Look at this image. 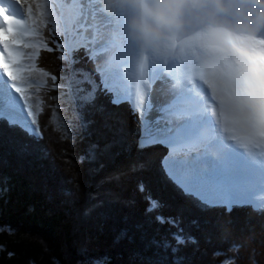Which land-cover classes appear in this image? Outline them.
I'll return each instance as SVG.
<instances>
[{"label":"trees","instance_id":"16d2710c","mask_svg":"<svg viewBox=\"0 0 264 264\" xmlns=\"http://www.w3.org/2000/svg\"><path fill=\"white\" fill-rule=\"evenodd\" d=\"M8 119L17 127L0 131V264H264V211L186 192L157 148L141 150L135 117L119 136L101 126L63 140L47 112L36 134Z\"/></svg>","mask_w":264,"mask_h":264},{"label":"snow or ice","instance_id":"6c2138e0","mask_svg":"<svg viewBox=\"0 0 264 264\" xmlns=\"http://www.w3.org/2000/svg\"><path fill=\"white\" fill-rule=\"evenodd\" d=\"M15 3L25 9V20L0 6V75L34 116V128L47 112L52 131L61 136L74 137L101 126L119 136L126 114L141 123L146 112L154 114L162 120V138L169 143L147 147L160 151L162 165L172 161L189 177L199 179L230 177L238 163L233 145H264V38L222 37L215 46L214 64L195 73L183 72V78H178L175 62L160 63L142 53L123 33L120 21L100 16L95 5L66 0V6L78 8L79 15L66 22L61 33L48 30L40 0ZM86 6L91 8L90 22L83 17ZM30 22L43 24L42 35L29 31ZM82 33L86 44L76 41ZM70 34H74L71 41ZM49 63H55L54 71ZM34 74L46 77V92ZM129 74V97L121 98L105 86L106 78L115 81ZM192 82L202 87L214 105L222 136L205 134L185 111ZM15 127L7 115L0 116V131ZM250 264H256L254 255Z\"/></svg>","mask_w":264,"mask_h":264},{"label":"clouds","instance_id":"9594fccd","mask_svg":"<svg viewBox=\"0 0 264 264\" xmlns=\"http://www.w3.org/2000/svg\"><path fill=\"white\" fill-rule=\"evenodd\" d=\"M102 6L123 16L142 53L187 73L216 62L222 37L264 38V0H102Z\"/></svg>","mask_w":264,"mask_h":264},{"label":"rangeland","instance_id":"374dc122","mask_svg":"<svg viewBox=\"0 0 264 264\" xmlns=\"http://www.w3.org/2000/svg\"><path fill=\"white\" fill-rule=\"evenodd\" d=\"M81 2H85L86 5H95L96 10L102 17H107L111 19H118L121 24V28L123 33L127 35L126 29H125V23L123 16L113 13L108 14L104 11L102 6V0H74V3L79 4ZM42 11L44 13L43 20L45 23H47L49 26H51L52 31H58L63 32V25L66 22H69L72 20L73 17L79 15V9L78 8H72L66 6V0H40ZM4 5V6H3ZM2 7L6 9H14V12L11 9L8 10V14H15L17 18L22 17L24 20L26 19L25 15V9H23L20 5L15 3V0H2L1 5ZM90 13L91 8L86 6L84 8L83 17L85 21L90 22ZM18 14L19 17L16 15ZM20 19V18H19ZM37 20H40L41 17L38 15L36 16ZM23 20V19H21ZM43 24H33L29 23V31L32 33H36L39 35H42L43 32ZM86 31V30H85ZM72 35L70 34L68 37V40H72ZM262 37H264V33L261 34ZM84 35L83 33L76 37L77 43L84 44ZM87 37V36H86ZM130 40V39H129ZM36 42L40 43L39 40ZM132 42V41H131ZM42 46V45H41ZM33 78L37 81V84L39 85L40 89H43L45 87L46 77L42 74H34ZM131 79L132 74H129V77L127 78H121L119 80L115 81H109L107 78L105 79V86L112 89L117 93V95L121 98L129 97L131 94ZM47 90V89H46ZM207 109V107L205 108ZM0 113H3V115H7L11 120L17 122L18 124L22 125L23 127L27 128L31 133H37L36 127H33V119L34 116H30V114L25 110L24 104L21 102L19 95L15 93L10 87L9 82L7 81L6 77L3 75H0ZM150 114L146 112L145 119L143 120V125L145 126V129H143V126H141L140 131V139L142 137V143L141 145L147 147L148 145H158L155 144L157 142H162L165 144L169 143V140L162 139L159 141H153V142H146L145 138L148 125V119ZM47 119H48V113H47ZM207 120L206 123H209L212 125L213 117L211 113H209V117H205ZM202 120V119H200ZM212 121V122H211ZM50 128V133L52 131L51 125L48 123ZM127 129L131 132L134 131V127H129V125L126 126ZM57 128H61L60 124H57ZM125 128V127H124ZM143 129V130H142ZM150 130V129H149ZM53 132V131H52ZM151 133L150 131L148 132ZM56 136H59L63 139H69L74 138L73 136L64 137L61 136L59 133L53 132ZM128 134V132H127ZM127 140L123 144H127L128 140L130 141V137L127 136ZM139 139V140H140ZM237 149L234 148V150H238L239 152H244L243 148L240 146H236ZM245 149V147H244ZM236 156L238 157L239 153H236ZM246 155V154H245ZM165 172L175 179V181H178L180 186L188 193L193 194L194 196L201 199L203 202L210 204V205H224L231 207L232 205H237L240 203H248L251 204L254 208L259 209L264 206V188L262 187H256L244 183V181H241L240 179H225L223 181H215V182H204L202 184L196 183L192 184L190 177L181 169L179 172H172L169 170V168L166 166V162L162 165Z\"/></svg>","mask_w":264,"mask_h":264},{"label":"bare ground","instance_id":"6f19581e","mask_svg":"<svg viewBox=\"0 0 264 264\" xmlns=\"http://www.w3.org/2000/svg\"><path fill=\"white\" fill-rule=\"evenodd\" d=\"M1 1L2 0H0V5ZM10 9L8 8L7 10ZM12 10L14 12L13 8L11 9V12ZM16 15L19 17L18 14ZM12 16H15V14ZM19 18L24 20L22 17ZM174 72L178 78H183L182 71L175 69ZM188 91L190 92V96L185 102V111L195 118L196 123L202 126V131L205 134L222 136L223 133L221 131V127L214 115V105L209 101V98L202 87L198 83L192 82ZM206 107L207 109H205ZM209 113H211L213 117L212 121L214 120L212 125L209 121L206 123L207 120L205 117H209ZM148 121L149 127L147 128V137L145 138V141L153 142L162 140V120L157 118L154 114H150ZM149 131L151 132L150 134L148 133ZM234 148L237 149L236 145H233V149ZM242 148L244 152L234 150V152L236 151V153H239L238 157L236 156L238 163L230 177L224 179H199L190 177L191 183L194 185L196 183L202 184L204 182L223 181L225 179H240L254 188H264V145L252 144L246 146L245 149L244 147ZM166 166L174 173L181 170V167L172 161L166 162Z\"/></svg>","mask_w":264,"mask_h":264},{"label":"water","instance_id":"95a60500","mask_svg":"<svg viewBox=\"0 0 264 264\" xmlns=\"http://www.w3.org/2000/svg\"><path fill=\"white\" fill-rule=\"evenodd\" d=\"M143 124H144V123L142 122L141 125L143 126V129H145V126H144ZM143 129H142V130H143ZM142 140H143V139H142V137H141V139L139 140V144H140L139 146H141ZM161 143H162V142L160 141V142H157V143H155V144H161ZM142 144H143V143H142ZM164 168H165V167H164ZM165 169H166V168H165Z\"/></svg>","mask_w":264,"mask_h":264}]
</instances>
